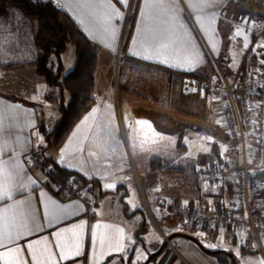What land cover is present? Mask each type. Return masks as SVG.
Returning <instances> with one entry per match:
<instances>
[{
	"label": "crops",
	"instance_id": "obj_1",
	"mask_svg": "<svg viewBox=\"0 0 264 264\" xmlns=\"http://www.w3.org/2000/svg\"><path fill=\"white\" fill-rule=\"evenodd\" d=\"M51 1L66 12L93 44L97 58L94 73L95 89L101 60L107 59L109 72L112 73L114 67L112 61L123 41L125 15L128 14L130 7L134 8V0H124L123 3L119 0H88L92 5L90 7L80 6L84 0ZM138 1L136 18L124 54L132 59L128 65L136 67L143 65L144 72L150 73L147 78L152 79L155 74L165 71L196 76L201 72L203 75L200 77L209 78L213 75L210 57H217L224 51H227L230 57L229 70L235 66L237 51L235 52L230 45L227 30L220 26L219 14L224 7L236 0ZM254 2L256 7L252 10L256 9L258 10L256 13L264 15V0ZM18 13L14 9H9L5 15L0 16V63L20 62L25 64L24 67H31V62L36 57L33 42L36 24ZM108 15H112L110 21L106 19ZM4 31L11 40L7 46L1 37ZM9 49H13V52ZM66 49L67 46L60 54L62 73L65 70L69 71L74 64L73 59L70 69H66L67 63L64 61ZM69 62L68 60V64ZM28 72L27 82L20 93L13 92L12 87L6 91L0 90V184L7 180L13 187L12 199L5 198L4 201H0V242L7 244L9 248L18 247L19 258L24 264H36V260L44 264H124L119 256L126 260L129 253L130 264L134 255L140 256L141 259L139 257L136 259L139 263L164 245L162 251L154 258V264L161 263L159 258L165 254L169 255L166 264H238V255L242 261H253L250 254H244L248 252L242 247L246 233L237 234L230 228H200L191 231L186 219L171 211L173 205L181 203L199 207L211 205L229 207L233 190L229 179L221 186H212L203 183L193 171L192 177L188 179L186 193L176 192L166 201L158 203L162 205L163 210L169 211L175 217L177 215L178 220L175 217L172 220L174 232L187 230L195 237L169 232L164 225L166 222L164 218L160 219L163 214L158 217L147 208L146 211L142 209L147 222L145 226L147 229L141 235L142 242H135L134 238V232L141 222V215L127 216L129 211H124L119 196L114 193L111 186L103 188L102 180L97 176L88 179L94 182L91 186L95 185L94 189H90V193L79 185L75 187L72 185L70 187L74 188L72 191L64 189L59 193H54L48 188L45 175L39 166L40 161L38 162L42 156L32 159L34 154L37 156L41 152L43 138L40 135V139L34 140V135L40 132L38 129L40 118L36 100L28 98L26 94L31 90L42 94L48 86L33 70ZM29 81L35 83L32 84L33 87ZM152 110L159 111L156 107ZM137 118L141 119L140 116ZM216 144L212 153L208 157H203V162L211 165L222 163L220 152L225 150L223 134L218 137ZM64 162L57 160L60 166L82 174L75 165L66 162L65 159ZM147 173L144 168L143 174L147 176ZM172 173L171 175H174ZM134 174L136 192H139L146 206L144 188L140 186L136 173ZM118 175L116 173L115 176ZM145 182L147 189H151L148 177ZM95 195L100 196V203L93 202ZM151 197H154L153 194ZM21 200L26 203L17 207L14 202ZM53 201L66 207L72 214L50 224L44 218V208L45 205L52 207ZM261 202L264 205V201ZM148 214L153 216L152 221L148 219ZM160 230L165 231L167 235H173L169 240L170 245L160 239ZM9 231L14 238L17 232L20 233L15 244H8ZM150 233L154 235V241L151 239L148 244L144 237ZM176 239L178 247L172 242ZM203 241H207L212 248H206ZM29 243L32 245L31 249L27 247ZM77 243L80 249L79 256L75 254ZM4 251L6 248L0 247V252ZM62 251L65 259L61 258ZM211 251L223 253H210ZM31 252H35L34 257ZM256 255L263 254L257 252ZM0 264H3V260H0Z\"/></svg>",
	"mask_w": 264,
	"mask_h": 264
},
{
	"label": "rangeland",
	"instance_id": "obj_2",
	"mask_svg": "<svg viewBox=\"0 0 264 264\" xmlns=\"http://www.w3.org/2000/svg\"><path fill=\"white\" fill-rule=\"evenodd\" d=\"M226 9L232 11L236 18L243 19L254 16L264 20V15L255 14L258 10H252L248 6L239 7L235 2L227 6ZM125 21L123 40L128 35V25L125 28ZM3 34L1 37L7 46L11 40L8 33L4 31ZM236 54L238 58L239 53ZM122 56V48L119 46L112 61V66L114 65L112 73L109 72L106 58L99 62L100 69L96 75V87L92 91L94 103L75 122L60 146L47 147L48 140L43 133H40L41 131L34 135L35 141L41 136L43 138L42 153L37 154V157H42L38 162L47 158H51L55 162L58 160L61 163H65L64 159L66 162L69 161L87 179L97 176L102 180L103 188L111 186L119 199L122 197L128 203V210L132 212V215L139 214L141 221H145L142 209L146 211L147 208L158 217L163 214L160 219L164 218L166 221L164 225L168 231L174 232L172 220L175 215L163 210L158 201H166L170 195L176 192L186 193L188 179L190 176L192 177L198 158L208 157L212 153L213 147L217 145L218 137L222 135L219 112L209 98L198 93L186 92L182 87L184 77L180 83L177 77L169 80L167 74L159 72L154 78L149 79L141 75L140 70L135 67H123ZM73 59V48L68 43L64 54V61L67 63L66 69H70ZM23 65L25 64L20 62L0 63L1 91L9 90L12 87L13 92L17 93L26 84L28 71L33 70L37 75L33 61L31 67ZM30 68L32 69L30 70ZM65 72L66 70L63 73ZM197 74L203 75L201 72ZM37 77L42 79L39 75ZM30 84L33 87L32 84L35 83L30 82ZM47 88L42 94L32 90L26 93L28 98L37 102L40 118L39 130L41 124L46 129H50L59 116L56 108L58 104L52 102L58 99L59 90L57 87L48 86ZM155 107L160 112L151 111ZM94 109L95 111H93ZM138 116L141 119H138ZM155 122L161 124L164 133L156 129ZM151 157L159 158L162 168L176 169L177 171L173 173L150 171L148 163ZM32 159L34 158L32 157ZM144 168L148 172L147 176L143 174ZM41 170L43 169L41 168ZM116 173L119 175L115 176ZM134 173L138 176L140 186L144 188L143 192L147 198L146 206L143 204L139 192H136L137 184ZM146 177H148L151 189H147ZM92 183L94 182L92 181ZM94 187L95 185H92L91 189ZM151 194H153V198ZM148 215V219L152 221L153 216ZM175 219L178 220L177 215ZM174 233L195 237L187 230ZM153 236L152 233L146 235L145 242L149 244L151 239L154 241ZM172 242L178 247V239ZM203 243L206 248H212L207 241H203ZM244 254H250L253 261H242L238 255V264H264V255H256L257 252ZM138 257L141 259L140 256ZM138 257L134 255L131 264H139L140 262L136 261ZM168 257L167 254L162 255L159 258L161 263L157 264H166ZM154 260L150 264H154Z\"/></svg>",
	"mask_w": 264,
	"mask_h": 264
},
{
	"label": "built area",
	"instance_id": "obj_3",
	"mask_svg": "<svg viewBox=\"0 0 264 264\" xmlns=\"http://www.w3.org/2000/svg\"><path fill=\"white\" fill-rule=\"evenodd\" d=\"M127 14V13H126ZM220 26L227 30L230 45L239 57L229 70L227 51L210 57L213 75L209 78L185 76L186 92L209 98L219 112L225 150L222 163L211 165L198 160L194 174L203 183L221 186L226 179L232 185L229 207H199L187 203L173 205L171 211L183 216L191 231L230 228L246 233L243 249L264 255V209L260 192L264 190V20L239 18L224 7L219 14ZM239 33V35H237ZM71 184L65 186L69 190ZM94 203H100L98 195ZM160 239L170 245L167 233Z\"/></svg>",
	"mask_w": 264,
	"mask_h": 264
},
{
	"label": "trees",
	"instance_id": "obj_4",
	"mask_svg": "<svg viewBox=\"0 0 264 264\" xmlns=\"http://www.w3.org/2000/svg\"><path fill=\"white\" fill-rule=\"evenodd\" d=\"M138 2V0H134L135 6L134 8H129V12L126 16L125 28L126 25H128V35L121 44L123 67L132 61V59L124 53L125 46L127 45V41L133 29L136 18V5ZM235 3L242 8L248 6L253 9L256 7L254 0H236ZM9 9L18 11L26 18L33 20L36 24L33 37L36 50V57L33 60L35 72L43 79L46 85L57 87L59 90L58 99L56 101L53 100L58 104L56 108L59 116L50 129H46L41 125L40 131L48 140L47 147H58L69 134L75 122H77L81 115L88 111L94 103L92 91L95 86L94 73L96 70L97 58L93 44L78 29L66 12L51 0H37L36 3H33V0H0V16L5 15ZM68 43H70L73 48L74 64L69 71L62 73L60 54L64 51ZM128 66L139 69L141 75L147 76L150 74L144 72L143 65L142 67H136L130 64ZM164 73L167 74L169 80L177 77L180 83L185 76L200 77L198 74L196 76L173 71H165ZM154 124L159 131H164L160 123L158 124L155 122ZM36 157L37 156L33 155L34 159H36ZM198 160L202 159L198 158ZM39 166L43 169L42 171L46 178L47 187L54 193L63 192L67 184H71V186L74 185V187L75 185H79V187H84L85 191L90 193L92 180L86 179L77 171L60 166L51 158L43 160L40 162ZM148 169L150 171H177L175 169L162 168L161 160L157 157L149 159ZM72 190H74V188H69V191ZM260 197L261 200L264 201V190L260 192ZM120 200L123 204L124 211H129L128 205L122 197ZM130 215H132V212L129 211L127 216ZM145 226V221H141L138 225L134 232L135 242H142L141 234L147 229ZM164 247L165 245L163 248ZM159 253L149 254L146 260L139 264H150ZM210 253L223 252L211 251ZM130 255V253L127 255L126 260H123L120 255L119 257L122 263L130 264Z\"/></svg>",
	"mask_w": 264,
	"mask_h": 264
},
{
	"label": "snow or ice",
	"instance_id": "obj_5",
	"mask_svg": "<svg viewBox=\"0 0 264 264\" xmlns=\"http://www.w3.org/2000/svg\"><path fill=\"white\" fill-rule=\"evenodd\" d=\"M37 0H33V3H36ZM119 2L123 3L124 0H119ZM81 7H90L88 3V0H84V3L80 5ZM18 15H22L18 13ZM108 21L112 19V15H108L106 18ZM239 35V33H237ZM147 59V57H145ZM264 63V61H262ZM95 111V109L93 110ZM12 193H13V187L11 184L6 180L3 184H0V201H4L5 198L7 199H12ZM17 207L22 206L26 203V201H15L14 202ZM7 209H5L6 211ZM72 213L68 211L66 207L63 205L57 204L55 201L52 202V207H49L48 205H45L44 208V218L49 221V223H53L61 219L63 216H70ZM31 230H29V235H31ZM20 233H16V237L14 238L12 235V232L9 231L7 239H8V244H15L16 243V238H19ZM94 236V234H93ZM38 242V241H37ZM0 247L6 248V251L0 252V260H3V264H24V261H22L19 258V248H9L7 244H4L3 242H0ZM29 249L32 248L31 243L27 245ZM15 254V255H13ZM33 257L35 256V252L30 253ZM75 254L77 256L80 255V249H79V244L77 243L75 245ZM61 258L65 259L66 257L64 256L63 251L61 252ZM36 264H44V262L36 260Z\"/></svg>",
	"mask_w": 264,
	"mask_h": 264
},
{
	"label": "water",
	"instance_id": "obj_6",
	"mask_svg": "<svg viewBox=\"0 0 264 264\" xmlns=\"http://www.w3.org/2000/svg\"><path fill=\"white\" fill-rule=\"evenodd\" d=\"M126 16H127V15H125V17H126ZM171 237H173V235H168V236H167V240L169 241V240L171 239ZM191 239H192V238H191ZM162 248H163V246L159 247L158 250L156 251V253L161 252ZM150 257H151V256H150Z\"/></svg>",
	"mask_w": 264,
	"mask_h": 264
}]
</instances>
